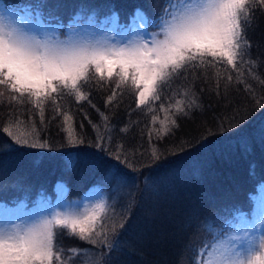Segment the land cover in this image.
Wrapping results in <instances>:
<instances>
[{
    "label": "trees",
    "instance_id": "1",
    "mask_svg": "<svg viewBox=\"0 0 264 264\" xmlns=\"http://www.w3.org/2000/svg\"><path fill=\"white\" fill-rule=\"evenodd\" d=\"M45 2L66 23L84 6L100 19L115 11L125 25L137 8L154 17L165 6V0ZM253 16L243 63L189 68L148 106L138 107L136 91L117 89L115 79L98 83L93 78L81 89L86 100L54 94L57 103L45 101L42 109L27 97L12 100L15 94L0 88V201L54 196L59 185L77 199L98 187L114 206L103 223L123 222L124 227L109 236L111 252L70 230L58 231L55 245L63 264H93L104 253L110 264H191L190 253L206 225L244 206L264 185V108L257 106L264 104V9ZM178 101L184 112L176 111ZM5 129L33 133L48 147L16 144ZM69 131L83 143H69ZM98 136L104 138L101 147ZM97 156L118 165L126 177H108L105 164L94 163ZM70 159L76 161L72 167Z\"/></svg>",
    "mask_w": 264,
    "mask_h": 264
},
{
    "label": "snow or ice",
    "instance_id": "2",
    "mask_svg": "<svg viewBox=\"0 0 264 264\" xmlns=\"http://www.w3.org/2000/svg\"><path fill=\"white\" fill-rule=\"evenodd\" d=\"M44 7H35L33 19H21L0 6V88L14 93L12 100L23 101L27 97L42 109L45 101L57 103L54 94L66 92L77 101L86 100L88 97L81 89L93 78L98 83L115 79L117 89L130 86L136 91L140 107L158 101L164 88L189 68L221 61L236 68L238 62L243 63L251 47L246 31L253 22L254 11L264 9V0H165V6L154 17L137 8L129 22L120 25L128 35L118 40L111 39L107 30L102 29L105 24H119L115 11L98 28L95 9L79 6L65 26L51 10L45 13ZM153 26L158 31L147 33L146 29ZM135 29L145 30L144 34ZM115 95L113 91L107 102L111 103ZM257 106L264 108L259 101ZM176 111L184 112L180 101ZM68 119L66 116L65 120ZM19 124L17 121V127ZM171 124L177 126L175 119ZM5 131L16 144L48 147L33 133ZM169 131L165 129V134ZM68 140L71 144L83 143L71 131ZM103 140L102 136L97 137V147H101ZM119 151L115 155L117 161ZM95 162L105 164L108 177L118 175L123 179L127 175L101 156ZM75 163L70 159L68 166ZM112 207L111 203L99 200L86 205L83 212L51 211L24 220L0 218V264H63L55 245L56 233L63 230H70V235L91 244L106 246L111 252L114 245L109 236L124 227L123 222L111 226L103 223ZM235 213L244 215L240 209H235ZM259 224L258 234L253 231L254 223L242 236L215 235L214 225H206L213 239L206 243L196 264H264V256L255 255L264 251V215ZM93 264H110L107 253Z\"/></svg>",
    "mask_w": 264,
    "mask_h": 264
},
{
    "label": "rangeland",
    "instance_id": "3",
    "mask_svg": "<svg viewBox=\"0 0 264 264\" xmlns=\"http://www.w3.org/2000/svg\"><path fill=\"white\" fill-rule=\"evenodd\" d=\"M41 1L42 4L40 5H44L46 3L45 0H41ZM29 2L30 4L28 5L26 3L21 2V5H24L26 7V10L22 9L23 11L15 10L12 9L11 7L7 9L9 12L14 14L18 18L33 19L35 7L39 4L31 1ZM38 2L40 3V1ZM45 8L46 7L43 8V11H45ZM45 13H47V11H45ZM55 14L57 16H60L57 13ZM107 16L108 15H106V17ZM96 18H97V27L99 28L101 27L100 22L104 21L105 17H102L100 19L97 16ZM120 25H125V24L120 22L118 25L105 24L102 26V29L107 30L106 34L113 40L123 39L125 36L128 35V33H126L124 29L120 27ZM63 31L64 30L61 31V35H63ZM135 31H140L141 34H144L145 30L135 29ZM156 31H158V28L154 26L146 29L147 33H152ZM147 38L150 39L151 37L148 36ZM58 188H59V196L56 199V201L53 203L49 202L48 198H44V197H40L36 205L33 207H27L26 201L20 203L18 206L8 205L6 203H0V218L7 220H24L36 214H47L48 212L51 211H55L59 213H73L79 210L83 212L84 207L86 205H92L99 200H105V196L103 195L104 192L100 188H95L89 191L81 200L68 199L66 197V190H65L66 188L64 186H59ZM248 209L249 212L247 211L242 212L244 214L243 216L236 215V217H231L230 223H228L229 222L228 216H224V219L222 221L220 220L217 221V223L220 224H213L214 232L221 230V228H224V232L222 231L219 232V234H215V235H220L221 233H224L225 235L228 236H242L243 232L251 228L252 224L254 223L256 224V228L253 229V231H255L258 234L261 227L259 221L262 215H264V186L261 187L258 193L255 195V197L251 201V206ZM208 237H210V235H208ZM206 241H207L206 238L202 239L204 245H206L207 243ZM193 250L191 251V260L193 257ZM255 255L264 256V251H258ZM191 264L194 263L191 262Z\"/></svg>",
    "mask_w": 264,
    "mask_h": 264
}]
</instances>
